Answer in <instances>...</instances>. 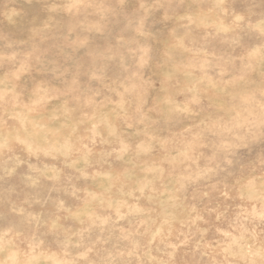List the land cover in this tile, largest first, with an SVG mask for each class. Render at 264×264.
<instances>
[{"label": "rangeland", "instance_id": "374dc122", "mask_svg": "<svg viewBox=\"0 0 264 264\" xmlns=\"http://www.w3.org/2000/svg\"><path fill=\"white\" fill-rule=\"evenodd\" d=\"M0 264H264V0H0Z\"/></svg>", "mask_w": 264, "mask_h": 264}]
</instances>
